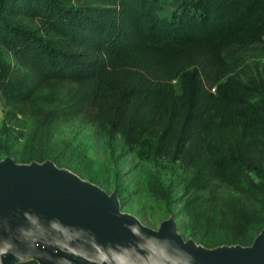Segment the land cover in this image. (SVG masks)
Instances as JSON below:
<instances>
[{
	"label": "trees",
	"instance_id": "16d2710c",
	"mask_svg": "<svg viewBox=\"0 0 264 264\" xmlns=\"http://www.w3.org/2000/svg\"><path fill=\"white\" fill-rule=\"evenodd\" d=\"M263 43L264 0H0V98L39 129L79 119L150 139L241 244L264 228V97L222 52Z\"/></svg>",
	"mask_w": 264,
	"mask_h": 264
},
{
	"label": "rangeland",
	"instance_id": "374dc122",
	"mask_svg": "<svg viewBox=\"0 0 264 264\" xmlns=\"http://www.w3.org/2000/svg\"><path fill=\"white\" fill-rule=\"evenodd\" d=\"M11 22L28 30L38 27L36 21L18 16ZM222 57L230 70L228 76L255 83L260 89L258 96L264 97V43L242 50L232 46L222 52ZM4 159L21 168L51 165L106 197L114 196L118 215L152 232L172 225L181 243L208 253L247 248L264 231H252L241 244L231 243L206 196L198 192L183 194L186 173L177 163L155 156L150 139L125 146L117 135L79 119L39 129L26 114L8 116L0 98V161ZM254 182L250 173L244 174L245 185ZM224 194L230 195L229 191Z\"/></svg>",
	"mask_w": 264,
	"mask_h": 264
},
{
	"label": "water",
	"instance_id": "95a60500",
	"mask_svg": "<svg viewBox=\"0 0 264 264\" xmlns=\"http://www.w3.org/2000/svg\"><path fill=\"white\" fill-rule=\"evenodd\" d=\"M208 254L172 225L152 232L118 215L114 196L51 165L0 161V264H264V231L247 248Z\"/></svg>",
	"mask_w": 264,
	"mask_h": 264
},
{
	"label": "bare ground",
	"instance_id": "6f19581e",
	"mask_svg": "<svg viewBox=\"0 0 264 264\" xmlns=\"http://www.w3.org/2000/svg\"><path fill=\"white\" fill-rule=\"evenodd\" d=\"M57 173V171H55ZM200 249V251L204 252L205 254L209 255L208 252H206L205 250L201 249V248H197Z\"/></svg>",
	"mask_w": 264,
	"mask_h": 264
},
{
	"label": "built area",
	"instance_id": "2783aa9c",
	"mask_svg": "<svg viewBox=\"0 0 264 264\" xmlns=\"http://www.w3.org/2000/svg\"><path fill=\"white\" fill-rule=\"evenodd\" d=\"M211 91H213V90H211Z\"/></svg>",
	"mask_w": 264,
	"mask_h": 264
}]
</instances>
